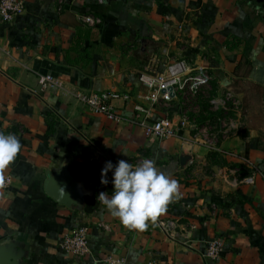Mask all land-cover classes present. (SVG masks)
I'll return each instance as SVG.
<instances>
[{"label": "crops", "instance_id": "0c3cea01", "mask_svg": "<svg viewBox=\"0 0 264 264\" xmlns=\"http://www.w3.org/2000/svg\"><path fill=\"white\" fill-rule=\"evenodd\" d=\"M22 1L21 14L0 22V132L23 146L0 190V247L12 246L20 264H264V0ZM179 59L207 69L208 87L149 108L139 75ZM40 74L54 76L58 89L39 92ZM100 91L132 97L113 102L123 121L76 98ZM227 91L242 110L236 130L235 109L209 104ZM134 105L149 108L150 122L177 126L186 114L194 126L148 144ZM242 158L257 169L252 185L242 182L250 174ZM121 159L153 160L180 185V198L143 232L98 200L114 191L112 171L100 183L105 163ZM48 180L67 184L68 206L45 193ZM168 222V231L158 225ZM78 227L89 248L81 259L60 246ZM213 240L222 247L211 260L204 253Z\"/></svg>", "mask_w": 264, "mask_h": 264}, {"label": "built area", "instance_id": "2783aa9c", "mask_svg": "<svg viewBox=\"0 0 264 264\" xmlns=\"http://www.w3.org/2000/svg\"><path fill=\"white\" fill-rule=\"evenodd\" d=\"M24 9L22 0H0V22L9 23L14 17L21 14ZM84 23L94 25L99 23L98 19L84 17ZM140 83L148 89V93L143 96V100L149 105L157 104L158 102H170L175 98L195 99L204 88L208 87L211 81V74L205 68L193 66L192 63L184 60H173L164 65V68L158 72H142L139 75ZM38 91L41 93H51L58 89V82L54 76L50 74H40L37 76ZM79 102L84 104L93 114L104 115L108 120L114 122L123 121L122 115L117 112L113 102L122 101L123 104H130L132 97L128 93L100 91L98 93H79L76 95ZM209 104L214 111L219 108L230 112L231 109L239 108L240 104L234 94L226 92L220 98L212 97L209 99ZM149 108L140 105H134V121L140 126L147 139L148 144H153L167 138L175 137L178 129L185 130L188 126L193 127L194 124L189 121L186 114L180 117L177 126L167 118H161L155 121H148L150 116ZM237 112V111H234ZM233 123V124H232ZM230 122L229 125L236 130L239 125L235 122ZM226 126V124H224ZM230 129H224V133H228ZM209 143V141H206ZM242 161L250 167V174L242 179V182L252 185L255 180L257 169L252 167L246 158ZM11 184L10 177H6V182L3 190ZM161 229H168L172 223L158 224ZM61 248L70 256L81 259L89 253L87 243V229L85 227L74 228L68 231L61 240ZM222 243L219 240L210 241L206 247L205 258L214 260L219 257ZM109 264H123L121 261H111ZM148 264H158L151 261Z\"/></svg>", "mask_w": 264, "mask_h": 264}, {"label": "clouds", "instance_id": "9594fccd", "mask_svg": "<svg viewBox=\"0 0 264 264\" xmlns=\"http://www.w3.org/2000/svg\"><path fill=\"white\" fill-rule=\"evenodd\" d=\"M22 147L17 136L0 132V188L5 185L6 170ZM110 171L113 172L114 191L111 196L101 192L98 200L129 230L146 231L149 221L155 223L167 211L168 205L180 198L179 182L159 170L153 160L143 159L135 166L123 159L115 166L108 161L101 171L102 185L109 183L107 175Z\"/></svg>", "mask_w": 264, "mask_h": 264}, {"label": "water", "instance_id": "95a60500", "mask_svg": "<svg viewBox=\"0 0 264 264\" xmlns=\"http://www.w3.org/2000/svg\"><path fill=\"white\" fill-rule=\"evenodd\" d=\"M44 190L45 193L54 201L66 206L69 205V200L71 201V198L66 196L68 190L66 183L48 180L45 183ZM20 258L21 254L14 253L12 246L8 245L0 247V264H20Z\"/></svg>", "mask_w": 264, "mask_h": 264}, {"label": "rangeland", "instance_id": "374dc122", "mask_svg": "<svg viewBox=\"0 0 264 264\" xmlns=\"http://www.w3.org/2000/svg\"><path fill=\"white\" fill-rule=\"evenodd\" d=\"M227 92H230V93H232L231 91H227ZM226 93V92H225ZM224 93V94H225ZM232 94H234V93H232ZM239 99L237 98V101H238ZM239 104H240V102H238ZM237 112H234L235 114V118L233 119V118H230L229 120H233V121H230V122H235V123H237V125H240L239 127H242V119H243V117H242V110H241V107L239 106V108H237V109H235Z\"/></svg>", "mask_w": 264, "mask_h": 264}, {"label": "trees", "instance_id": "16d2710c", "mask_svg": "<svg viewBox=\"0 0 264 264\" xmlns=\"http://www.w3.org/2000/svg\"><path fill=\"white\" fill-rule=\"evenodd\" d=\"M233 46H235L234 44H232Z\"/></svg>", "mask_w": 264, "mask_h": 264}]
</instances>
